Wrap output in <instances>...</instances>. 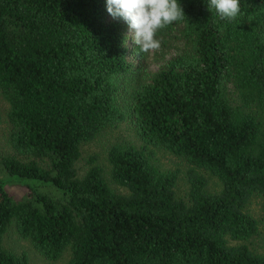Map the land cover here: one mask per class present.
<instances>
[{"label":"trees","instance_id":"16d2710c","mask_svg":"<svg viewBox=\"0 0 264 264\" xmlns=\"http://www.w3.org/2000/svg\"><path fill=\"white\" fill-rule=\"evenodd\" d=\"M178 2L185 19L157 36L178 32L186 51L146 73L122 108V81L143 54L106 0H0L13 152L0 160V264H29L3 246L11 227L49 262L68 250L67 264H264V246L245 245L258 229L245 209L264 198V0H240L235 21L208 11V0ZM127 120L141 146L107 152L120 195L95 157L82 177L76 163L83 144ZM154 149L189 166L186 199L175 193L178 172L153 165Z\"/></svg>","mask_w":264,"mask_h":264},{"label":"rangeland","instance_id":"374dc122","mask_svg":"<svg viewBox=\"0 0 264 264\" xmlns=\"http://www.w3.org/2000/svg\"><path fill=\"white\" fill-rule=\"evenodd\" d=\"M161 41V47L155 53L143 54V58L131 59L133 65L138 66V70L122 81V86L118 94V102L122 108H127L132 93L143 82L146 73L155 72L168 60L184 53L186 51L185 43L179 37L178 32H174L169 37H158ZM130 50L138 52L136 46L130 42L128 44ZM134 55H136L134 53ZM138 56V55H137ZM230 88L231 100L236 101L237 96ZM8 105L0 96V160L6 156H12L13 152L7 143L9 127L7 123ZM113 145H133L137 148L141 146V142L136 134L134 126L130 121H125L115 126L103 130L94 140L81 146V156L76 163L77 173L82 177L89 169V159L96 158V165L103 170V177L110 189L120 195L126 194V190L114 184L109 177L110 166L107 161V152ZM152 163L162 172L177 171L178 180L175 186L177 197L186 199L189 191L186 180V172L189 166L184 160L172 155L171 153L154 149ZM201 174L207 179L208 184L206 191L216 193L220 190L219 182L205 172ZM4 177L0 165V178ZM3 178V179H4ZM7 190L11 195L18 198L23 195L24 188L19 185H9ZM245 212L255 219L258 225L257 233L254 237L245 242L254 253L260 254L264 246V198L254 196L247 205ZM234 244V243H231ZM3 246L6 250L20 255L25 253L28 257L29 264H67L70 258L69 251H65L57 262H49L37 253L28 240L20 238L13 227L9 228L3 238Z\"/></svg>","mask_w":264,"mask_h":264},{"label":"clouds","instance_id":"9594fccd","mask_svg":"<svg viewBox=\"0 0 264 264\" xmlns=\"http://www.w3.org/2000/svg\"><path fill=\"white\" fill-rule=\"evenodd\" d=\"M207 10H214L221 20L235 21L241 13L240 0H208ZM106 11L127 25L137 54L158 51L161 41L157 33L185 19L178 0H106Z\"/></svg>","mask_w":264,"mask_h":264}]
</instances>
